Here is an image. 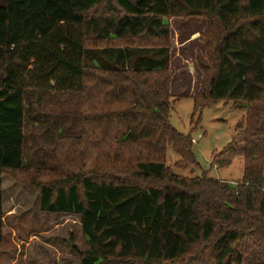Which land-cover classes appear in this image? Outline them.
<instances>
[{"label": "trees", "instance_id": "1", "mask_svg": "<svg viewBox=\"0 0 264 264\" xmlns=\"http://www.w3.org/2000/svg\"><path fill=\"white\" fill-rule=\"evenodd\" d=\"M205 21L192 117L244 108L216 168L202 173L169 120V19ZM35 96L33 112L26 100ZM32 120H26V116ZM22 170L39 209L79 216V264H264V0H5L0 6L2 174Z\"/></svg>", "mask_w": 264, "mask_h": 264}, {"label": "rangeland", "instance_id": "2", "mask_svg": "<svg viewBox=\"0 0 264 264\" xmlns=\"http://www.w3.org/2000/svg\"><path fill=\"white\" fill-rule=\"evenodd\" d=\"M5 0H0V6ZM171 98L170 123L177 131L189 134L196 164L176 166L179 156L168 148L166 164L183 177H210L235 185L242 176L243 163L216 168L211 155L227 145L237 132L236 123L244 121L246 110L234 108L230 100L214 103L192 117V96L199 89L202 69L196 57L204 52L205 21L198 17L171 18ZM35 94L26 100L28 112L38 107ZM26 120H32L26 116ZM2 243L0 264H79L85 248L79 216L47 213L39 209L40 189L30 184L21 170L5 171L2 176ZM191 259V264L193 259Z\"/></svg>", "mask_w": 264, "mask_h": 264}]
</instances>
